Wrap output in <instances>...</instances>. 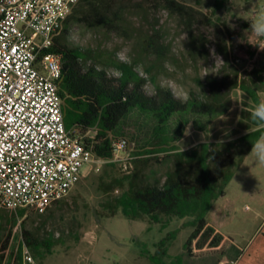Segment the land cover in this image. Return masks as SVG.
<instances>
[{"label": "rangeland", "instance_id": "obj_1", "mask_svg": "<svg viewBox=\"0 0 264 264\" xmlns=\"http://www.w3.org/2000/svg\"><path fill=\"white\" fill-rule=\"evenodd\" d=\"M176 1L189 8L186 15L168 10L155 0H131L124 5L116 29L93 26L92 20H74L65 40L69 46L92 50L103 59L135 63L147 80L154 77L157 84L182 100L190 93L202 94L209 78L223 80L230 99L229 111L210 120L204 131L189 123L175 143L181 151L203 142L234 140L264 127V122L251 118L255 104L249 96L239 88H230L233 82L252 84L256 70L264 78V51L250 44L264 43L245 33L264 15V0ZM154 32L159 52L144 53L137 42ZM216 56L222 61L217 58L216 62ZM107 70L112 76L117 74L113 67ZM145 88L152 93L150 80ZM258 96L260 101L264 99V91ZM143 122L135 117L127 122L125 131L129 137L132 135L135 148L132 144L133 149L119 153L122 160L134 158L136 150L148 147L145 140L150 127ZM171 166V159L163 153L153 154L147 163L139 164L150 182L163 180ZM106 170L112 175L122 172L103 165L98 172L82 176L60 202L43 210L27 209L22 218L0 208V244L7 241L8 248L15 249L24 226L34 238L48 244L49 250L43 251L41 259L33 256L38 264H151L148 256L155 253V244L167 232L177 230L168 245L167 262L179 258L180 264H264V164L258 163L252 152L235 170L224 196L214 202L211 212H217L215 218L211 212L207 218L224 240L217 247L205 244L202 248L193 241L189 252L184 248L192 231L184 226L189 219H173L161 229L146 218L129 220L119 211L110 215L103 204L118 192L105 195L99 190L100 176ZM86 171L84 165L81 172Z\"/></svg>", "mask_w": 264, "mask_h": 264}, {"label": "trees", "instance_id": "obj_2", "mask_svg": "<svg viewBox=\"0 0 264 264\" xmlns=\"http://www.w3.org/2000/svg\"><path fill=\"white\" fill-rule=\"evenodd\" d=\"M129 1L79 0L53 39L48 51L61 56L62 74L58 88L64 126L75 132L85 147H91L96 156L110 159L113 140L125 138L129 145L134 143L130 140L132 135L129 137L125 131L127 122L133 117L136 120L142 118L143 124L150 127L145 140L148 147L134 152L136 157L131 160L132 169L128 172L122 171L115 163L105 164L122 172L112 175L106 170L101 174L99 190L105 195L118 192L106 199L103 207L110 215L119 211L129 220L146 218L161 229H166L173 219H189L184 226L192 228V231L184 248L189 252L193 241L198 248L205 244L217 247L223 237L208 225V215L214 202L224 196L235 170L262 137L264 127L234 140L203 142L181 151L175 143L183 136L189 123L204 131L210 120L229 111L230 99L223 80L209 78L204 83L202 94L190 93L182 100L151 77L153 91L149 93L145 88L149 80L136 70L135 63L103 59L92 50L67 44L66 33L74 20H92L93 26L114 30L120 25L121 11ZM155 1L181 16L189 11L176 0ZM137 45L144 53L157 55L159 52L156 32L139 39ZM160 58L157 56L158 60ZM109 67L117 71L115 76L108 73ZM254 73L252 84L233 82L230 88H239L256 105L260 102L258 92L264 91V78L260 70ZM158 153L171 159L172 166L165 172L163 180L157 178L150 182L143 176L139 164L147 163L151 155ZM26 211L19 209L13 212L16 218H22ZM176 234L177 230L169 231L155 244V253L148 256L151 264H180L179 258L165 261L168 245ZM21 242L37 259L43 257L44 250H49L47 243L38 241L23 226L15 249H9L7 241L0 244V264H20Z\"/></svg>", "mask_w": 264, "mask_h": 264}, {"label": "built area", "instance_id": "obj_3", "mask_svg": "<svg viewBox=\"0 0 264 264\" xmlns=\"http://www.w3.org/2000/svg\"><path fill=\"white\" fill-rule=\"evenodd\" d=\"M78 1L0 0V208L43 210L107 163L131 168L125 138L103 159L64 126L61 56L48 50ZM20 264H38L23 242Z\"/></svg>", "mask_w": 264, "mask_h": 264}, {"label": "clouds", "instance_id": "obj_4", "mask_svg": "<svg viewBox=\"0 0 264 264\" xmlns=\"http://www.w3.org/2000/svg\"><path fill=\"white\" fill-rule=\"evenodd\" d=\"M246 32L252 35L257 41L264 43V15L252 22L250 24V28L245 30V33ZM250 44L257 47L258 50L264 51V46H260V44L254 43ZM213 55L215 56L214 52ZM217 58L222 61L220 57L216 56V62ZM250 115L254 121L264 122V99H262L259 103L255 105V107L251 110ZM251 152L255 155L258 163L264 164V137H262L253 145Z\"/></svg>", "mask_w": 264, "mask_h": 264}, {"label": "crops", "instance_id": "obj_5", "mask_svg": "<svg viewBox=\"0 0 264 264\" xmlns=\"http://www.w3.org/2000/svg\"><path fill=\"white\" fill-rule=\"evenodd\" d=\"M245 133H247V132H245ZM245 133H244V134H245ZM242 135H243V134H242ZM216 213H217V212H216L215 210H213V211L211 212L212 216H214L213 219L215 218ZM208 225L214 229V232H215V233H218V234L222 235V234L220 233V231L216 228V226H215V224L213 223V221H211V222L208 221ZM222 236H223V235H222ZM223 238H225V237L223 236ZM223 240H224V239H223Z\"/></svg>", "mask_w": 264, "mask_h": 264}]
</instances>
